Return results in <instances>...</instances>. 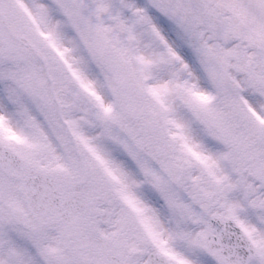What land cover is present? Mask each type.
<instances>
[{
	"label": "snow or ice",
	"instance_id": "obj_1",
	"mask_svg": "<svg viewBox=\"0 0 264 264\" xmlns=\"http://www.w3.org/2000/svg\"><path fill=\"white\" fill-rule=\"evenodd\" d=\"M0 264H264V0H0Z\"/></svg>",
	"mask_w": 264,
	"mask_h": 264
}]
</instances>
